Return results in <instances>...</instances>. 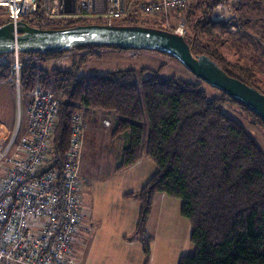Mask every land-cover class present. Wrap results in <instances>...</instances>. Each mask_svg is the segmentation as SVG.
<instances>
[{"label":"trees","instance_id":"1","mask_svg":"<svg viewBox=\"0 0 264 264\" xmlns=\"http://www.w3.org/2000/svg\"><path fill=\"white\" fill-rule=\"evenodd\" d=\"M221 1L197 0L191 10L187 7L183 12L188 23L184 38L195 57L208 56L229 76L264 94V82L250 53L252 39L247 34L232 33L225 22L212 20V9ZM263 8L256 0H241L235 12L247 28L251 21L248 12ZM124 20V26H143L140 22L166 25L165 18L157 17ZM6 23L7 18L0 27ZM27 23L42 29L105 24L46 21L42 11ZM99 48L129 51L92 45L76 49L93 55ZM62 53L38 55L49 60ZM20 60L21 94L26 101L29 103L36 88L42 87L52 91L61 103L53 156L44 172L63 173L76 116L84 121L91 114L107 115L114 120V132L127 136L118 170L139 163L147 141L146 156L158 170L138 194L141 208L136 239L146 262L152 255L153 239L147 228L154 200L165 194L181 200V214L192 226L190 241L195 252L182 257L179 264H264V150L241 122L224 113L223 106L225 102L238 105L252 126L264 130L258 115L223 93L210 98L199 85L163 78L154 70L80 76L77 67L47 70L33 59H22L21 54ZM12 61L0 62V83L11 82Z\"/></svg>","mask_w":264,"mask_h":264},{"label":"rangeland","instance_id":"2","mask_svg":"<svg viewBox=\"0 0 264 264\" xmlns=\"http://www.w3.org/2000/svg\"><path fill=\"white\" fill-rule=\"evenodd\" d=\"M196 1H188V10H191ZM183 12L184 10L171 15L172 26H179L178 24L184 21L188 29ZM248 14V19L251 20L249 27L246 28L243 21L235 14L236 27L235 30L231 28L230 30L236 34H247L252 39V46L249 47L251 57L259 78L264 82V8L249 11ZM5 22L6 17L0 13V25ZM126 24L124 19L113 22V25L118 26ZM139 24L144 27L168 30L167 26L161 22L159 24L140 22ZM87 52L89 51L73 49L49 60L38 54H20L22 59H33L37 65L47 70H70L77 67L80 76L104 75L119 70L137 72L144 69L154 70L158 71L163 78H175L181 82L197 84L210 98H219L222 95L219 90L197 78L177 59L161 52L119 51L110 48L95 49L93 55H87ZM85 57L86 60L82 61ZM12 59H14L13 53L0 56V62ZM25 102L26 99L21 94V90L18 94L12 82L9 85L0 83V147L3 150L14 137L18 142L27 134L28 119L25 113ZM223 111L241 122L264 150V130L252 126L238 105L225 102ZM100 120L102 122L98 121L95 125L87 126L88 123L85 125L81 171L88 182L84 188L83 199L91 212L89 222L93 226V231L86 235L84 245H77V248L82 247L75 248L78 250V262L82 264H150L149 262L179 264L182 257L191 256L195 252L194 245L190 241L191 222L181 214V200L165 194L156 196L151 215L156 252L153 261L149 259L146 262L142 249L139 250L140 243L136 241L135 233H131L132 226L136 227L134 219L139 217L140 212L138 193L155 175L158 168L146 156V141L140 163L129 169L118 170L121 164L120 153L126 145L123 139L125 135L114 132L115 128L109 119L107 120L111 123L109 126L111 129L106 130V126L103 125L106 116H102ZM17 155L19 151L16 145L11 151V156ZM130 193H134L133 196H129ZM96 235L95 241L88 245V238ZM78 242L81 241H77L75 246Z\"/></svg>","mask_w":264,"mask_h":264},{"label":"built area","instance_id":"3","mask_svg":"<svg viewBox=\"0 0 264 264\" xmlns=\"http://www.w3.org/2000/svg\"><path fill=\"white\" fill-rule=\"evenodd\" d=\"M189 0H0V13L11 23L30 21L42 11L46 21H100L113 25L129 17L165 18L168 31L187 34L184 21L172 26L173 13L185 10ZM241 0H222L212 11L214 22L236 27V6ZM11 82L20 93L23 63L14 54ZM60 99L52 91L36 88L26 108L28 130L5 150L0 147V263L72 264L75 243L93 231L87 224L90 210L83 199L87 179L81 172L85 124L72 121L63 173L44 172L53 156ZM103 124L111 125L108 120ZM17 145L19 155L11 156Z\"/></svg>","mask_w":264,"mask_h":264},{"label":"water","instance_id":"4","mask_svg":"<svg viewBox=\"0 0 264 264\" xmlns=\"http://www.w3.org/2000/svg\"><path fill=\"white\" fill-rule=\"evenodd\" d=\"M89 45L157 51L171 56L204 83L236 100L264 122V94L229 76L208 56L195 57L185 38L176 33L144 26L110 24L42 29L24 21L9 22L0 27V56L10 53L58 54Z\"/></svg>","mask_w":264,"mask_h":264},{"label":"crops","instance_id":"5","mask_svg":"<svg viewBox=\"0 0 264 264\" xmlns=\"http://www.w3.org/2000/svg\"><path fill=\"white\" fill-rule=\"evenodd\" d=\"M257 2H259V3H261L263 6H264V0H256ZM3 84H6V83H3ZM7 85H9V83H7ZM27 105H28V102L26 101L25 102V106H26V108H27ZM26 108H25V113H26ZM102 116H106V120L107 119H109L110 120V122H112V124H113V127H114V120L111 118V117H109V116H107V115H103V114H91V115H89L88 117H87V119H85L84 120V124L85 125H87V123L89 124V125H87V126H90V124H92V125H95L96 123H98V121H100V122H102L101 120H100V118L102 117ZM28 119V118H27ZM86 120H87V122H86ZM104 125V124H103ZM112 127V128H113ZM107 129H111V128H109V127H107L106 126V130ZM26 130H28V123H27V129ZM85 132H86V129H85ZM125 135V134H124ZM124 144H126L125 145V147H124V149L126 148V146H127V144H128V139H127V136L125 135L124 136ZM123 149V150H124ZM122 150V151H123ZM122 151H121V153H122ZM120 153V154H121ZM141 161V160H140ZM140 163V162H139ZM138 164V163H137ZM136 164V165H137ZM135 165V166H136ZM132 168V167H131ZM129 169V168H128ZM82 172V171H81ZM83 175V174H82ZM84 176V175H83ZM85 177V176H84ZM86 178V177H85ZM87 179V178H86ZM87 182H88V180H87ZM87 184V183H86ZM133 194L134 193H130V195L129 196H133ZM139 194V193H138ZM85 201V200H84ZM140 208H141V203H140ZM90 215H91V212H90ZM139 215H140V212H139ZM90 217V216H89ZM89 217L87 218V220H86V222H87V224H90V222H89ZM153 218H150V221H149V223H148V228H147V231H148V234L152 237V239H153V244H152V255H151V260L153 261V259H154V254H155V252H156V246H155V237H154V234H153V232H154V230H153V224H152V220ZM138 220H139V217L135 220L134 219V226H135V224H136V227H137V223H138ZM136 227H134L133 228V226H132V233L131 234H134L135 233V239H136ZM86 238V237H85ZM84 238V239H85ZM97 238V235L96 236H93V238H88V242H87V244L89 245H91L92 243H93V241H95V239ZM134 238V237H133ZM84 239L81 241V242H78L77 244H76V246H75V248L76 249H78V248H80V247H82V246H78V248H77V245L78 244H80V245H84ZM132 239V238H131ZM136 241H138L137 239H136ZM139 243V242H138ZM140 245V244H139ZM75 249V251H76V259L74 260V262H72V264H82V263H80V262H78V250H76ZM142 249V247H141V245H140V248H139V250H141ZM143 253V252H142ZM78 262V263H77ZM150 264H152L153 262H149Z\"/></svg>","mask_w":264,"mask_h":264}]
</instances>
